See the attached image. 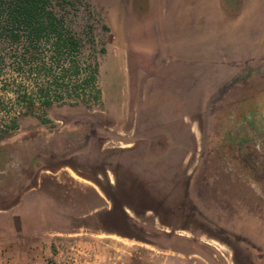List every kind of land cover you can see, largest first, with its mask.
<instances>
[{"label": "rangeland", "instance_id": "1", "mask_svg": "<svg viewBox=\"0 0 264 264\" xmlns=\"http://www.w3.org/2000/svg\"><path fill=\"white\" fill-rule=\"evenodd\" d=\"M56 1L101 99L0 139V264H264V0Z\"/></svg>", "mask_w": 264, "mask_h": 264}, {"label": "trees", "instance_id": "2", "mask_svg": "<svg viewBox=\"0 0 264 264\" xmlns=\"http://www.w3.org/2000/svg\"><path fill=\"white\" fill-rule=\"evenodd\" d=\"M87 43L92 37L72 28L56 0H0V139L35 109L100 102L98 59Z\"/></svg>", "mask_w": 264, "mask_h": 264}, {"label": "crops", "instance_id": "3", "mask_svg": "<svg viewBox=\"0 0 264 264\" xmlns=\"http://www.w3.org/2000/svg\"><path fill=\"white\" fill-rule=\"evenodd\" d=\"M107 183L110 185V186H113L114 185V181L112 179H108L107 180ZM94 188V191H95V194H96V198L99 200V203L96 204L95 206V209L94 210H99V209H105L106 212H115L117 211L119 214L118 215H121V217L125 218L128 222L131 221V218L132 220L134 219V216L131 215V212H135L132 207H130L129 203L127 202H119L116 207L114 206V201L112 200V198H108V197H105L103 195L104 193V189L102 188V186L100 184H98V188L97 187H93ZM100 188V189H99ZM108 199H110L111 201V206H107V201ZM11 206H0V209L2 208H5V209H8V208H12V204H10ZM13 206H15V204L13 203ZM256 223H253L255 225H259V220L258 219H255ZM133 222V221H131ZM257 238V237H256ZM259 239H257V241L255 242L256 244L260 245V246H264V239L262 240V242L258 241ZM261 240V239H260ZM9 248L7 249V252L6 254L9 255V260H14L12 258V255L15 256V253H14V250L12 249L13 247L11 246H8ZM3 248H4V245H2L1 241H0V253H2L3 251ZM259 250H263V247L262 248H259ZM5 253V252H4ZM30 252H27L25 251L22 255H21V258H20V261L21 263L23 264H29V261L32 259L33 257V253H30ZM0 263H2V256L0 254ZM9 264H14V263H9Z\"/></svg>", "mask_w": 264, "mask_h": 264}]
</instances>
